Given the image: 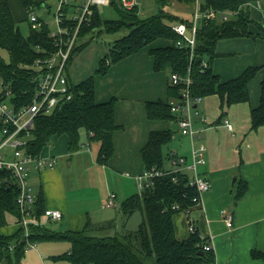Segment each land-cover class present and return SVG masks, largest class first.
I'll list each match as a JSON object with an SVG mask.
<instances>
[{
    "label": "trees",
    "instance_id": "16d2710c",
    "mask_svg": "<svg viewBox=\"0 0 264 264\" xmlns=\"http://www.w3.org/2000/svg\"><path fill=\"white\" fill-rule=\"evenodd\" d=\"M23 1L27 8L36 3V0ZM156 1L157 12L145 17L140 15L138 5L127 9L117 0H112L110 5L116 11L115 18H104L102 13L96 10L91 24L83 27L82 37L75 46L69 64L75 55L100 34L121 30H127V33L109 44V49L100 59L94 74L80 82H74L68 71L72 98L59 103L50 111L40 112L35 117L31 137L24 147L25 153L41 155L43 147L55 135H66L69 151L77 152L83 147L81 137L85 131L89 139L87 147L97 141L100 145L97 160L100 164L107 165L115 155V135L123 125L118 123L116 118L118 97L113 95L106 101L97 99L95 76L106 75L111 66L158 40L169 43L149 48L154 59V70L160 72L168 69L171 75L177 73L181 81L173 84L170 79L167 99L146 101L149 119L178 122L181 114L171 110V101L173 98L181 99L188 77L192 97L200 98V101L194 104L195 109L203 98L214 94L220 97L222 110L232 104L250 100L249 85L261 66L251 65L233 78L222 79L214 71L213 62L220 56L217 44L221 38L254 35L249 28L253 21L250 9L253 0H201V13L213 9L218 14L225 11L232 14L225 21L220 17L204 16L203 21L200 19L194 47L195 58L192 61L190 46L177 44L180 36L172 24L166 21H173L174 24L186 22L191 26L193 20L166 10L173 0ZM178 1L195 4V0ZM261 1L264 3V0ZM262 20L264 21V14ZM260 28L264 30V22ZM29 31L27 36L22 33L8 0H0V50L5 49L9 54L8 61L0 51V90L1 93L5 92L6 88L11 90L9 98L5 100L9 101L15 110L32 103L40 71L31 66H34L37 59L46 58L53 49L47 29ZM199 56L203 57L202 61H198ZM204 62L207 63L206 66H203ZM224 114L225 112H222L220 118ZM251 120L252 129L264 126V79L261 80L259 103L251 109ZM2 127L0 121V130ZM173 138L174 131L170 128H156L150 131L146 143L140 149L143 171L170 170V166H165V161L169 158L171 164L174 151L170 150L166 154L164 146ZM174 176H178L177 181ZM12 179L14 180V177L10 172L0 169V229L10 226L9 216L16 220L12 233L0 232V264H22L26 250L44 241L69 242L70 251L53 256V259L66 260L72 264H215V252L205 249L208 241L202 238L198 231L189 230L191 234L185 239L176 234L175 215L195 206L193 198L198 195L182 173H170L157 178L154 185L147 186L122 200V213L127 219L137 211L142 214V220L134 230L121 229L115 218L95 222L89 215L79 225L56 232L50 230L46 227L47 222L58 220H52L45 215L46 207L41 192L31 210L34 221L29 225L28 234L20 225L23 212L17 202L18 189ZM246 190L247 183L240 182L236 199L242 197ZM113 197L116 198L115 195ZM174 205L179 207L173 208ZM62 214L60 220L64 219V213ZM122 225L125 226V223ZM251 255L254 259L264 260V250L253 249Z\"/></svg>",
    "mask_w": 264,
    "mask_h": 264
},
{
    "label": "crops",
    "instance_id": "0c3cea01",
    "mask_svg": "<svg viewBox=\"0 0 264 264\" xmlns=\"http://www.w3.org/2000/svg\"><path fill=\"white\" fill-rule=\"evenodd\" d=\"M259 36L260 34L234 37L230 39L232 40L230 43L225 42L224 46L235 47V49H228V51L236 52L246 46L248 47V45L251 48L248 49L249 53L243 58L244 60L232 59L229 65L230 68L227 69L226 67L219 71L214 69L222 79H229L240 74L248 65H262L257 76L250 82V100L232 104L222 110L220 107L221 100L217 94L207 96L212 97L211 100L215 102L214 107H207V100L204 105V108L210 111L208 113L210 118L214 119L222 112H225L224 116L222 118L219 116L214 124L208 123L209 120L206 116L196 117L195 119L197 127L195 129L198 130L197 139L203 142L202 134H205L206 142V145L203 143L206 147L204 153L205 163L201 164L199 171L212 182V187L203 194L201 204L189 209V217L192 219L199 235L206 238L208 244L213 245L216 254L215 264H261L263 262L253 259L250 255L253 249L264 250V126L252 129L251 120V109L259 103L261 80L264 79V50L259 47V44H264V38ZM219 53L220 56L218 57L224 60L227 58V56L223 57L227 53ZM140 56L138 52L116 63L113 68L119 70L121 67L117 66L121 65L123 67V70L117 71L120 75H123L116 74L118 76L117 90L121 91L116 106V118L123 125V128L117 133L120 132L119 134L122 135V133L130 132L131 137H135L133 142L129 140L126 143L133 145L135 142L131 150H136V153H134L136 155L135 161L138 162V166H141L140 170L143 171L144 164L140 156V149L146 143L150 131L156 129L162 122L158 123V121L147 117L146 101L158 100L163 97V99L168 98L169 83L165 80V76L161 71L154 70V59H146L148 62L151 61L150 65L147 66ZM218 59L215 61L216 64ZM126 70H130V75L129 73L125 74ZM112 93L108 95L109 98L103 101L115 95ZM119 105L125 112L121 119L118 110ZM137 115H141V117L139 118ZM126 118H130V120H124ZM225 120L231 123L232 130L226 127ZM209 124L211 125L209 126ZM131 125L133 131H131ZM167 128L174 131L173 139L179 141V143L181 142V147L186 145L183 140H190L188 136L181 134L178 122H172ZM116 135L114 139L116 146L114 156L119 159ZM88 141L87 138L85 143L87 144ZM183 149L176 147L175 149L172 148V151L185 156L187 161L191 162L189 158L190 148ZM131 150L130 153H132ZM87 152L90 154V161L92 162L93 152L87 146L82 147L77 152H70V155L67 152L62 153L67 157L68 166H71L79 160L81 162L83 160L81 158L82 154ZM68 161L70 162L68 163ZM123 162L127 168L135 167L130 154L123 159ZM103 167L106 166L103 165ZM31 172H35V176ZM31 172L29 182L33 193L36 197L39 193H43L45 207L60 209L64 213V217L71 212L69 193L67 185H64L62 169L56 164L53 168L32 169ZM134 180L136 183L137 180L135 178ZM242 181L247 183V190L242 197L236 199ZM112 182L109 195L113 193L116 198L121 195L125 196L127 191L131 193V191L136 190H131L132 182L124 180ZM38 183H40V191L35 193V185ZM224 209H230L234 213L232 227H228L223 219L222 210ZM180 213H177L174 218L176 234L179 238L185 239L191 234L189 231L190 224L186 212ZM47 242L49 241L30 246L26 250L22 264H69L66 263L69 262L66 260L53 259V256H57V254H55L56 252L52 247L47 245Z\"/></svg>",
    "mask_w": 264,
    "mask_h": 264
},
{
    "label": "built area",
    "instance_id": "2783aa9c",
    "mask_svg": "<svg viewBox=\"0 0 264 264\" xmlns=\"http://www.w3.org/2000/svg\"><path fill=\"white\" fill-rule=\"evenodd\" d=\"M127 9L138 5L137 0H117ZM112 0H36V3L28 7V22L30 29H47L48 36L53 43V49L44 59H37L34 66L40 73L37 76V90L32 103L15 110L8 103L7 98L11 93L9 88L1 93L0 90V121L3 124L0 130V169L10 172L14 177L11 181L18 189L17 202L23 212V218L20 222L28 234L30 223L33 216L31 210L34 206L36 196L33 193L29 182V173L32 169L43 170L53 168L57 164V158L52 155H32L25 153L24 147L31 137V130L34 126L35 117L42 111H50L59 103L69 100L73 92L69 87V74L67 67L69 60L78 40L82 37L81 31L85 25H90L96 10L100 11L103 6H110ZM201 0H195L196 10L193 14V23L189 26L186 22H178L173 25V29L180 36L177 44L190 46V60L195 58L194 47L196 44V35L200 26V19L203 17H220L224 21L228 19L231 12L219 13L213 9L207 13L200 11ZM37 7V9H36ZM191 32V37L187 32ZM207 63L204 62L203 66ZM173 84H178L181 77L177 73L171 75ZM185 88L182 90L181 99L174 98L171 101V110L180 113L178 120L180 132L184 136L192 138V157L193 161L188 162L183 155L172 152L170 170H147L136 175L139 190L142 191L147 186L154 185L157 178L170 173H182L185 175L189 184L194 187L198 193L193 198L196 205L202 203V196L212 187V182L204 177L199 171V165L205 163L204 152L206 147L200 144L196 147L195 138L198 130L193 124L194 104L200 101L199 97L193 98L190 92V77L185 80ZM1 87V86H0ZM198 115V110H195ZM226 127L232 130V125L225 120ZM178 180V176H174ZM113 196V195H112ZM113 198L107 202V206H114ZM174 205L173 208H178ZM189 219L190 231L194 232L195 225L189 217V210L185 211ZM45 215L52 220H60L63 217L60 209L46 208ZM223 219L228 227L233 226L234 213L230 209L222 210ZM191 219V221H190ZM206 250H213L212 244H206Z\"/></svg>",
    "mask_w": 264,
    "mask_h": 264
},
{
    "label": "rangeland",
    "instance_id": "374dc122",
    "mask_svg": "<svg viewBox=\"0 0 264 264\" xmlns=\"http://www.w3.org/2000/svg\"><path fill=\"white\" fill-rule=\"evenodd\" d=\"M38 1V0H37ZM13 15L16 17L17 23L20 27V30L22 33L27 36L29 34V22H28V8L25 6L23 0H8ZM137 4L140 8V15L145 17L148 15H151L158 10V3L156 0H137ZM37 9V7H36ZM250 9H251V17L253 21L250 23V30L254 33L253 36H256L260 34L259 37L264 38V30L260 28V25L263 24V13H264V3L261 0H253L252 3L250 4ZM168 11L178 14L181 17H185L188 19L193 20V14L196 10L195 4L193 5L192 3L185 2V1H178V0H173V2L168 5L167 9ZM100 12L102 13V16L104 18H115L116 11L113 9L111 6H103L100 8ZM169 24L174 25L173 21H166ZM259 24V25H258ZM127 33V30H121L116 33H108L104 32L98 36L97 39L93 40L90 44H88L86 47H84L78 56L74 58L70 64H69V74L71 75V78L73 79L74 82H80L87 78L88 76L92 75L95 73V70L97 69L99 65L100 59L107 53L109 49V44L112 43L115 39L119 38L120 36L124 35ZM187 36L191 37V32H187ZM239 37V36H238ZM234 37H225L221 38L217 44V49L218 52H225L228 54L227 58L224 60L223 58L216 57L213 62V69L215 71L223 70V68H230L229 65L232 62V59H243L246 55H248L249 51L248 49L251 48L250 45L248 47L242 48V50L239 51H228L235 49V47L231 46H224L225 42L232 41ZM257 38V37H256ZM263 41V40H262ZM169 43L168 41L165 42L164 40H158L156 42L151 43L150 45L146 46L142 50L139 51L140 57L142 61L145 62L147 66L150 65L151 61L148 62L149 58L153 57L149 52V48L151 46H155L158 44H165ZM251 43V42H248ZM262 45V46H261ZM254 47V46H253ZM259 47H262L261 49L264 50V44H259ZM225 48V49H222ZM1 54L3 57L9 61V54L8 51L5 49H1ZM230 57V59H228ZM222 60H219V59ZM208 59V58H207ZM206 59V60H207ZM218 59V63L216 64L215 61ZM238 59V60H239ZM244 60V59H243ZM250 62V61H249ZM256 62V61H254ZM114 66V65H113ZM111 66L109 72L106 75H96V94H97V99L100 100H105L110 95L115 94L118 98L121 91L117 90V85H118V76L116 74H119L117 71H120V69L123 70V67L121 65L117 67H121L119 70L118 68H113ZM251 66V65H248ZM247 66V67H248ZM256 66V64H255ZM258 66V65H257ZM262 67V65H259ZM35 68L33 65L31 66ZM226 69V70H227ZM163 75L165 76V80L168 81V83L171 84V73L170 70L166 69L161 71ZM129 73L130 75V70H126L125 74ZM123 75V74H121ZM120 75V76H121ZM146 81V80H145ZM143 82V85L145 83ZM112 97V96H111ZM164 98V97H163ZM162 98V99H163ZM167 99V98H166ZM174 99V98H173ZM212 97H205L203 98L200 103L199 107L197 108L198 110V115L195 114V110L193 109V124L194 128L197 129L196 127V122L195 119L196 117L202 118V116H206L207 119L209 120L208 123L214 124L217 120V118L220 116V113L218 116H216L214 119L210 118V111L208 109L204 108V105L207 100V107H214L215 102L214 100H211ZM157 100V99H155ZM164 100V99H163ZM9 102V101H8ZM118 104V103H117ZM121 105V104H120ZM119 105L120 108H118L119 113H120V119L123 118L125 112L123 108ZM225 109V108H224ZM137 117H141V115H137ZM124 120H130V118H126ZM216 120V121H215ZM118 122V121H117ZM161 121H158L160 123ZM119 123V122H118ZM135 123V122H134ZM172 122H166L162 121L161 125H158L156 128H167L168 125H170ZM207 124V123H206ZM134 125V124H132ZM131 125V131H133V126ZM208 125V124H207ZM211 124H209L210 126ZM225 131V130H224ZM120 133V132H119ZM117 133L116 135V141L118 145V150H119V159L115 158V156L110 160V162L107 165H104L106 167H103L102 164H100L97 160L98 158V153H99V148L100 145L97 141L92 142V146L90 147L91 143L89 144L88 148H90L93 152V161H90V154L87 152L86 154H82L81 158L83 159L81 162L80 160L73 163V165L68 166L66 162V156L62 152H67L70 155L69 147H68V139L66 135H55L50 142L45 145L41 151L42 155H52L57 157V166H59L62 169L63 172V179H64V185H67V190L69 193V202L71 204V212H69L63 220H58L56 222H47V226L50 230L53 231H60L64 230L67 228H70L72 226L79 225L82 223L86 216L89 215L91 219L95 222H100L103 220H109L112 218H115L118 223L120 224L119 227L121 229H130L134 230L138 227L139 223L142 220V214L141 212L137 211L133 216L129 217L128 219L124 214L122 213L121 209V202L124 200L126 197L129 195L137 192L139 190L138 183H135V176L139 171L141 172L140 168L141 166H138V162L135 161L136 155V150H131L132 146L131 143H126V141L129 142L131 140L133 142L135 137H131L130 132H126L125 134L122 133L120 135ZM190 140L186 141L183 140V142H186V145L184 147H181V142L173 139L170 141L167 145L164 146V153L168 154L172 148L178 147V149H183L187 150L190 148V161H193L192 157V138L188 136ZM87 141V135L85 134V131L82 133L81 137V143L82 146H87L85 143ZM202 141L195 138V144L196 147H198L200 144H205V134H202ZM89 142V141H88ZM129 144V145H128ZM83 146V147H84ZM135 148V147H133ZM85 150V149H83ZM130 150L132 153H130ZM86 151V150H85ZM205 153V152H204ZM132 156V160L134 162L135 167L132 168H127L125 166V163L123 162V159L128 156ZM70 161H68L69 163ZM165 166L169 168L171 167L170 160L169 158H166L165 161ZM202 165H199V168ZM124 170H129V171H124ZM200 170V169H199ZM31 172V171H30ZM135 172V173H134ZM33 176H35V172H31ZM135 174V175H133ZM30 175V173H29ZM134 178H133V177ZM116 180H124V181H129L132 182V189H136L134 192L127 191L126 195L123 196L121 195L119 198H115L112 196L113 193H110L111 185L113 184L112 181L116 182ZM137 185V186H136ZM34 192L38 193L40 191V183L35 185ZM34 188V187H33ZM110 198H113L115 202V206H107V202L109 201ZM181 214V213H180ZM9 225L6 226L2 229H0V232H6L10 233L13 229V227L16 225V220L14 217L9 216ZM125 223V226L122 224ZM79 227V226H78ZM196 231V230H195ZM194 231V232H195ZM42 243V242H40ZM47 245L53 248V250L56 252L55 254L61 255L64 253H67L71 249V244L67 241H53V242H47ZM251 255V254H250ZM226 257V256H225ZM252 257V255H251ZM253 258V257H252ZM254 259V258H253ZM261 262V264H264V260L262 259H255ZM69 264H72L71 262H66Z\"/></svg>",
    "mask_w": 264,
    "mask_h": 264
},
{
    "label": "water",
    "instance_id": "95a60500",
    "mask_svg": "<svg viewBox=\"0 0 264 264\" xmlns=\"http://www.w3.org/2000/svg\"><path fill=\"white\" fill-rule=\"evenodd\" d=\"M78 55H75V58L77 57ZM203 60V57L202 56H199L198 57V61H202ZM195 107H197V105H195ZM204 253V252H203Z\"/></svg>",
    "mask_w": 264,
    "mask_h": 264
}]
</instances>
